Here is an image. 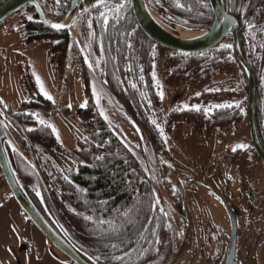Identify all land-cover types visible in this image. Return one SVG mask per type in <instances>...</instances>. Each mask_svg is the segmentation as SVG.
<instances>
[{
    "label": "flooded vegetation",
    "instance_id": "af4514ba",
    "mask_svg": "<svg viewBox=\"0 0 264 264\" xmlns=\"http://www.w3.org/2000/svg\"><path fill=\"white\" fill-rule=\"evenodd\" d=\"M50 1L51 3L55 2V0H49V3L42 1L40 4L41 6H48ZM61 2L63 5L68 6V11L71 0H61ZM226 3L228 13L237 21V40L239 50L244 61L248 65L255 82L253 112L257 135L256 111L258 110V112L264 113V103L255 105L257 96L264 98V48L259 47L260 44L264 43V0H231V2L230 0H226ZM80 5H82V9L84 6H89L84 0L83 4H81V1L79 0L76 13L82 11V9H79ZM29 7L32 6H24L12 14L0 23V27H2L3 23L9 18L17 15L21 19L20 22L24 34L23 41L26 44L38 41H49L51 61L55 66L54 70L59 78L58 85L55 87V99H47L41 93L39 87L30 78L28 65L24 64L21 75L28 77V79L25 80L27 82L25 96L12 111L11 109L4 107L0 100V110L3 113V120L15 141L13 144L14 146L7 142H4V145L9 161L23 184L21 185L22 190L55 233L65 241L67 235L66 229L68 225L74 221V214L78 213L75 205L72 204V207L70 205L69 190L71 187H73L76 192L81 189L80 184L67 185V183L71 182V178H80L84 168H90V171H95L94 166L97 154L95 152L96 141L94 139L96 136L101 138L103 135L106 140V147L108 148V152L105 153L108 159L113 156L114 150L112 149L110 141L114 140L116 143H119L123 149V152L120 154L123 165L127 166V160H130L131 162L134 160L138 165L141 181L144 175L142 169L145 166L146 179L152 193V205H155L154 208L159 209L160 211L162 209L163 211L161 212L166 219L167 227L169 229V231L167 230V234L165 233L168 237L167 242L169 244V250H167L168 255H166L167 257L162 259V261L156 260L159 247L162 245L161 238L152 259L145 264H166L171 260H173L171 264H175L185 250L192 251V255L189 256H193V252L195 251L198 256L204 257V264H235L237 253L240 257L239 261H242V257L248 256L249 254L252 255V253L255 252V247L260 246L264 251L263 218L258 216L253 217L254 211L259 207L258 205L260 202L254 200L252 192L247 188L244 190L246 198L242 201L240 206L236 203H232L230 197H226L229 190L223 189L221 193H217L219 194L221 204L223 205L230 221L229 235H224L222 231H219L218 229L215 231L214 227H209L206 230V224L204 229L203 225H201L200 229L195 228L194 231L190 232V211L187 207V201L184 195L181 196V190H179L180 188L176 185V181H181L180 177L177 172H174V170L171 169L170 165H167V154L161 146L163 143L157 137L158 130L152 123V120L154 119L158 123L167 113L159 117L158 113H156L157 104H154L153 101H150L148 96L145 95V92L148 90L144 91L142 85H138V92L136 94L137 98L135 100L126 98L128 99L129 104H125L119 98V103L117 104V102H115V104L112 105L124 117L125 122H112L110 118L106 120L104 116L100 114L101 108L103 107L101 103L97 104V101L93 99L90 87L97 82L100 89H103L104 95L102 96H107L111 100L113 89L108 77V67H102L104 70L103 73L98 70L101 67H98L97 69L95 64L93 69H90L85 62V56H88L91 61H105V58L94 57L92 55V52L88 47V42L83 41L78 34V27H66L63 29H68L64 54L59 51L62 49L63 42L61 41L44 38L29 41L28 38L31 37L30 35L33 34V31L27 28V25L32 20L39 21L34 7L28 9ZM43 12L47 19L49 16H53L52 14L47 15L44 9ZM28 17H32V19H28ZM249 22L256 26L255 32L248 28ZM68 26H70V23ZM45 29L49 31H58L50 30L46 27ZM44 33L46 32H41L40 36ZM229 43L233 45L232 51L239 65V69L244 73L247 81V88L242 86V90L247 96L246 106L243 108L246 109V123L249 130L252 154L254 155V160L257 164L264 167V162L258 156L250 137L248 121L249 85L246 72L234 52L233 38L231 35H227L218 45ZM253 45H256V47L254 48ZM0 53L5 54V47H0ZM2 68L7 69L8 65L2 63L1 67L0 64V77L3 74ZM142 77L143 79L145 78V76ZM146 77L149 78L150 76ZM74 78L77 79L78 87L79 85L82 86V95L85 99V106H74L72 109V106L69 107V100L71 101ZM104 81H107V83H104ZM137 82L138 84L143 82V80L140 79V76H138ZM233 91L238 92V89L234 88ZM240 93L238 92V95ZM66 98L68 99V101H66L68 105L65 104ZM234 107L233 111L238 109L236 105H234ZM175 109L180 110L181 107L176 106ZM31 113L39 114V118L45 120L47 124L54 125L58 131L59 138H57L56 133L52 132L50 127L39 125L36 117L29 115ZM97 116L100 119L99 123H96ZM142 117L144 118L143 122L146 121L147 123V128L146 126L144 127L140 121ZM127 120L130 126L128 125ZM133 123L139 127L143 135L135 129ZM260 124L264 127V120L261 121ZM27 129L34 130L28 131ZM60 135L66 139L69 146L64 145L60 139ZM257 140L264 152V136L259 138L257 135ZM13 147L16 150H13ZM245 151L246 150H240L239 148H236L235 151H225L223 154V164L217 168V170H221L222 176L235 169V165H238L237 159L239 156H242ZM155 152L158 153L157 156ZM129 156L131 159L128 158ZM215 165L217 164H214V166ZM247 166L249 168L248 163L245 165L243 162V167L245 168L242 169V172H246L245 169ZM164 167L166 173L169 171L173 174L168 173L163 175ZM156 171L161 174V177L168 175L174 180L173 186L170 187L166 185V187H169L170 198H166L161 194V201H158V203L148 178V176H151L152 179L156 181L161 191L162 185L160 184L162 181L158 180L159 178ZM65 177H67V179H65ZM223 177L224 178L220 180V183L225 182V186L228 187V185H226V182L228 181L226 174ZM248 183L250 182L248 181ZM253 187L255 188L254 184ZM0 188V196L2 194L3 197L9 195V198L13 199L16 203L17 210L20 213V217L18 218V225L20 224L19 232L16 234L15 242L13 241L12 244L6 246L7 249L5 248V250L0 252V264H50V262H52L51 264H77L72 257L55 246L33 224L31 219L14 199L1 169ZM37 192H39L40 195H37ZM258 192L261 191H257V193ZM72 195L78 196V192L77 194L72 193ZM118 196L121 197L119 201H117ZM179 196L182 198H179ZM113 197L106 200L107 205L112 210L111 214L114 216V219L121 220V218L117 217L118 208L115 207L119 206L121 210L125 209V201L127 200L126 190L120 192V195L117 194L114 198ZM231 197H233V195H231ZM139 199V203H141L142 191L139 193ZM4 204L5 202L0 206H3ZM52 208L56 210V217L53 216ZM71 213H73V215H71ZM207 216L209 218V214H204L203 220L205 223H209ZM231 216L234 217V235L232 233L233 227ZM239 217L242 218L244 225L243 229H239L237 226V218ZM32 227L41 234L43 241H38L29 237L31 235ZM191 233L193 242L190 240ZM1 235L3 234L0 233V236ZM207 241L210 243L211 249L208 247ZM65 243L85 263L102 264L100 260L97 261L93 256V259L90 260L89 257L91 256H88L84 250H76L66 241ZM252 248H254L253 251ZM44 259L47 261L43 263L42 261H44ZM183 264H189V262Z\"/></svg>",
    "mask_w": 264,
    "mask_h": 264
},
{
    "label": "trees",
    "instance_id": "16d2710c",
    "mask_svg": "<svg viewBox=\"0 0 264 264\" xmlns=\"http://www.w3.org/2000/svg\"><path fill=\"white\" fill-rule=\"evenodd\" d=\"M80 1L83 4V0ZM147 1L154 9L161 5L165 7L168 12V17L165 19L168 22L177 23L190 29L206 27L213 20V12L207 0H199V2L197 0H179L180 3L185 5L183 9L176 6L177 0ZM123 4L125 6L119 13L121 18L118 22L111 20V13L109 15L110 23L102 27V22H97L96 19L99 8H93V5H89L84 6V8H89L90 11L87 13L77 12L72 19V21L77 20V23L73 24L71 21L69 27L77 28L84 20L86 23L89 18L92 19L93 29H86L88 47L91 45L89 49L94 57L105 58V61H100V65L96 67L97 69L101 67L98 70L102 73L104 72L102 67H108V77L113 89L112 96L117 99L120 98L125 104H129L128 99L135 100L137 98L138 85H142L144 91L148 90L145 95L148 96L150 101L154 99L155 102H153L157 103L155 98L156 86L146 77L152 68L153 60L157 56L163 57L164 63L169 67L166 77L167 83H178L185 79L188 84L195 88H202L218 72L231 70L234 65L239 68L232 48H221L218 45L201 53L187 54L170 51L156 45L138 28L128 0H125ZM42 7L47 15H53L48 17L50 22L63 16L68 9V6L63 5L62 2L60 5H56L55 2L51 3V1L48 6L44 5ZM188 7H191V11L186 10ZM28 9H32V7ZM27 28L32 30L34 34L30 35L29 41L41 38L61 41L63 42L62 49L59 51L64 54L68 29L49 31L37 20L30 21ZM44 31L46 33L40 36V33ZM129 44L131 47L128 46ZM101 48H103V51H101ZM143 73L145 78L142 83L138 84L137 78L138 76L141 77ZM241 74H238L240 77L235 82V88L238 89L239 93L241 92L238 95L237 104H239V107L237 110L233 111L234 106L216 108L211 113H207L203 109L199 111L195 109H176L172 115L181 116L190 121L195 120L196 127L205 134L212 133L216 128L224 129L231 126V124L237 125L245 122L247 115L246 109L243 107L246 106L247 96L244 94L242 86L247 88V81L242 71ZM132 83H136L137 88L133 89L131 87ZM263 103L264 98L257 96L255 105ZM263 115V112L256 111V128L259 138L264 136V127L260 124L264 120ZM99 121L100 119L97 116L96 123H99ZM94 140L96 141L95 152L97 157H102V159H95V171L84 168L80 178H71V182L67 183V185L80 184L81 189L77 191L78 196L72 195V193L77 194L73 187L69 190L70 205L71 207L72 204L75 205L78 213L74 214V221L66 229L65 241L76 250H84L88 256L99 257L102 264H121V262L114 261L111 257L112 255H123L124 252L131 253L130 264H145L152 259L159 245L154 243L155 240L158 237L160 241L167 231V223L163 213L152 205V193L146 179L145 166L142 169L144 175L141 181L139 167L134 160H132L133 162L127 160V166L123 165L122 157L120 158L123 149L119 143L114 140L110 141L114 152L112 158L108 159L105 155L108 148L104 136L102 135L101 138L96 136ZM128 158L131 159L130 156ZM20 185H23L21 180ZM123 190H126L127 193L125 209L121 210L119 206L115 207L118 208L117 217L121 218V220H115L106 200L115 197L117 194L120 195ZM140 191H142L141 203H139ZM120 198L118 196L117 201ZM52 209L53 216H55L56 210ZM89 216L93 219H87ZM100 219L112 221V223L98 224L97 220ZM113 229H115V232L112 231ZM104 232L108 233L106 239L101 237V233ZM140 233H143L146 239H141ZM121 240L131 241V244H120ZM148 241L153 243H148ZM113 243L120 244V247L115 250L105 247V245ZM143 249H149V251L144 253Z\"/></svg>",
    "mask_w": 264,
    "mask_h": 264
},
{
    "label": "rangeland",
    "instance_id": "374dc122",
    "mask_svg": "<svg viewBox=\"0 0 264 264\" xmlns=\"http://www.w3.org/2000/svg\"><path fill=\"white\" fill-rule=\"evenodd\" d=\"M84 1L87 5H94L96 3V0ZM124 1L125 0H109L108 3L123 4ZM102 10L103 9L99 8V12ZM155 10L156 13L164 19L168 17V12L162 5L155 8ZM110 14L111 13H109V15ZM20 21V17L15 15L9 18L3 23L2 27H0V47H5V54L0 53V64L1 67L2 63L8 65L7 69L2 68L3 74L0 77V100L2 105L7 107V109H11V111L17 107L25 96L27 86L25 80L28 79V77L21 75L24 64L28 65V73L34 83L38 86L36 76H39L44 90L47 91L53 99H55V87L58 85L59 79L54 70L55 66L51 61V52L49 49L50 42L38 41L26 44L23 41L24 34ZM173 24L174 25L164 24V26L173 32V28L177 23ZM87 28L85 20L77 28L79 36L86 42L88 41L87 31H85ZM168 68L169 67L164 63L163 57L157 56L153 60L152 68L147 76H150L149 80L156 86L155 98L157 99V103H154L155 100L153 99V103L157 104L156 113H158L159 117L167 113L165 117L163 119L161 118L162 120L160 119L158 122L160 127L164 130V135L161 136L160 130L156 126L155 127L158 130L157 137L163 143L161 146L166 152V156L169 158L168 160L166 157L168 161L167 165H170L171 169L177 172L180 177L181 181H176V185L180 188L179 190H181V196L184 195L187 201V207L190 211V232L194 231L195 228L200 229L201 225H203L204 229L206 224V230L209 227H214L215 231L218 229L222 231L224 235L230 234V221L221 204L219 194H217L221 193L223 189L229 190L226 197H230V201L239 206L246 198L245 188L249 189L252 192L254 200L260 202L258 205L259 207L254 211L253 217L258 216L263 218L264 222V167L257 164L254 160L246 121L237 125L231 124V126L224 129L216 128L212 133L205 134L196 127L195 120L190 121L186 120L184 117L172 115V113L176 111V106H180L181 110H194V108L191 107L192 105H201L200 110H204L216 104L236 105L238 103V92L233 91V89L235 88V82L238 80L237 78L240 77L238 74H241V70L234 65L231 70H224L213 75L211 80L203 85L202 88H195L188 84L185 79L178 83H167L166 77L168 75ZM153 72L156 73L155 78H153ZM142 76H144V73ZM157 80L159 81L160 87L156 85ZM72 86L73 91L71 101L69 100V102L73 109L74 106L84 105L85 99L82 95V86L79 85L78 87L76 78H74ZM93 87L99 90L100 86L95 82L94 85L90 87L93 99L96 101L93 95ZM161 91L163 92V98L159 95ZM197 93L200 95H197ZM109 100L110 98L107 96L101 97L100 103L103 110L106 112L105 115H107L112 122H125L124 117L112 106L115 102L118 104L119 99L112 96L111 102ZM66 101H68L67 98L65 99V104L68 105ZM184 105H189V107L184 109ZM215 109L216 108H213L212 111ZM141 119L142 125L147 128L146 121L143 122V117ZM127 123L129 125L128 120ZM60 139L64 145L69 146L66 139L61 135ZM238 144L247 145L246 148H242L246 151L237 159L238 165H235V169L227 172L228 174L225 173L228 179L226 182L228 187H226L225 182L220 183V180L224 178L223 176H225V174L222 176L221 170H217V168L223 164V154L225 151L236 148ZM239 149L242 150L241 148ZM155 154L157 156L158 153L155 152ZM243 162L245 165H247V163L249 165V168L247 166L245 169L246 172H242V169L245 168L243 167ZM214 164L217 165L214 166ZM156 172L158 174V180L162 181L160 184L162 185L161 194L166 198H170L168 186L171 187L174 185L173 178L168 175L161 177V174L158 173V171ZM168 173L173 174L169 171ZM168 173L165 172L164 167L163 175ZM248 181L250 183H248ZM253 184L256 189L253 187ZM166 185L168 186L166 187ZM256 190L261 192L257 193ZM231 195H233V197H231ZM1 196L3 197V194ZM1 196L0 205L4 202L5 204L0 206V233L3 234L0 236V252L5 250L7 245L12 244L13 241L15 242L20 225H18L20 213L17 210L16 203L13 199L9 198V195L4 196L3 199ZM179 198L182 197L179 196ZM204 214H209V218L207 216L209 223L204 222ZM237 226L239 229H243L244 227L241 217L237 218ZM31 230L30 238L43 241L41 234L35 228L32 227ZM167 230L169 231L168 227ZM168 231H166V234ZM167 238L165 234L162 236V245L159 247L157 259L155 258L157 261H162V259L168 255L167 250H169V244ZM190 238L191 242H193L192 233ZM207 245L211 249L208 241ZM255 248V252H251L252 255L249 254L248 256L242 257V261H239L240 257L237 253L235 264H264V251L260 246ZM253 250L254 248H252V251ZM191 252V250H185L175 264H183L185 262H189V264H204V257L198 256L195 251L193 252V256H189L192 255ZM46 261L47 260L44 259L42 262L44 263ZM51 263L52 262H50V264Z\"/></svg>",
    "mask_w": 264,
    "mask_h": 264
},
{
    "label": "water",
    "instance_id": "95a60500",
    "mask_svg": "<svg viewBox=\"0 0 264 264\" xmlns=\"http://www.w3.org/2000/svg\"><path fill=\"white\" fill-rule=\"evenodd\" d=\"M45 1L49 3V0H1L0 1V23L10 17L12 14L23 8L24 6L30 5L34 7L39 21L48 29L56 30L51 27V23H62L68 25L76 14L79 0H71L70 8L61 18L50 22L45 16L40 2ZM210 8L213 12L212 22L200 29H188L184 26H180L189 32H194L195 35L182 38L178 35L173 34L165 27V25H174L173 23L167 22L163 17L156 13V10L151 7L147 0H128L133 17L136 21L138 28L141 32L153 43L161 46L170 51L182 52L187 54L201 53L217 46L227 35H231L233 38L234 52L239 59L240 64L246 72L248 78V121L250 129V137L254 144L255 150L258 156L264 162V152L258 143L255 123H254V93H255V82L253 75L246 62L244 61L238 45L237 40V21L233 16L228 13L226 0H207ZM82 9V5L79 6ZM0 169L8 184L14 199L21 206L27 216L31 219L33 224L58 248L63 250L66 254L73 258L77 264H87L81 260L71 248L63 241L55 231L49 226L41 214L35 209L31 200L27 197L21 188L20 180L15 173L4 145V142L15 141L8 128L3 127L6 125L3 120V113L0 110ZM135 129L141 134L139 127L133 123ZM13 145V144H10ZM16 145V144H15ZM14 146V145H13ZM18 149V147L16 146ZM19 150V149H18ZM149 182L156 199L161 201V191L156 181L148 176ZM231 222L233 227V235L235 234L234 217L231 216ZM173 260L166 264H171Z\"/></svg>",
    "mask_w": 264,
    "mask_h": 264
},
{
    "label": "snow or ice",
    "instance_id": "6c2138e0",
    "mask_svg": "<svg viewBox=\"0 0 264 264\" xmlns=\"http://www.w3.org/2000/svg\"><path fill=\"white\" fill-rule=\"evenodd\" d=\"M197 2H199V0H197ZM230 2H231V0H230ZM55 3H56V5H60L61 0H55ZM124 6H125L124 4H109L108 3V0H96V3L93 5V8H97L98 7V8L103 9L102 11L99 12L98 16L96 17L97 22H102V27L103 26H107L110 23L109 13H112L111 20H114V21H117L118 22L120 20V18H121L119 16V13L122 11V9L124 8ZM176 6L182 8V9L185 8V5L183 3H180L179 0H177ZM204 6L206 7L207 5L205 4ZM186 10L191 11V7H188ZM82 11L84 13H87L90 10H89V8H84ZM28 19H32V17H28ZM72 23L73 24H76L77 23V20L74 19L72 21ZM86 24H87V27H88L89 30H92L93 29V21H92L91 18H89L86 21ZM51 27L53 29H56V30H61V29H64L66 27H69V26L68 25H65V24H62V23H51ZM248 28L250 30H253V32H255V30H256V26L253 23H250V22L248 23ZM128 46L131 47L130 44ZM89 47H91V45H89ZM220 47L221 48L230 49V48L233 47V45L232 44H222V45H220ZM253 47L255 48L256 45H253ZM259 47L260 48H264V43L260 44ZM101 51H103V48H101ZM85 62L88 64V67L90 69H93L94 64L96 66H99L100 65V60L91 61V60H89V57L88 56H85ZM152 75H153V78H155L156 73L153 72ZM140 79L143 80V77L141 76ZM36 82H37L38 86L40 87V90H41L42 94L47 99L52 100L53 99L52 96L47 91L44 90V86H43V84H42L39 76H36ZM104 83H107V81H104ZM156 85H157V87H160L158 80L156 81ZM131 87L133 89H135V88H137V84L136 83H132L131 84ZM102 94H103V89L102 88L99 89V90H97L95 87H93V95L96 98L97 104L100 103ZM159 95H160L161 98H163V92L162 91L159 92ZM197 95H200V94L197 93ZM149 103H150V101H149ZM82 106H85V105H82ZM236 106L239 107V104H237ZM69 107H71V105H69ZM183 107H184V109H187L189 107V105H184ZM191 107L194 108L197 111H199L201 109V105H192ZM230 107H232L231 104H216V105L211 106L209 108H206L204 110L206 112H211L213 110V108H230ZM100 114L102 116H104V118L106 120L108 119V116L105 115V112H104L103 108H101V113ZM29 115H31L33 117H36L37 123L39 125L46 126V127H50L51 130H52V132L53 133H56L57 134V138H59L58 131L55 128L54 125L47 124L45 120L39 118V114H37V113H31ZM152 123L160 130V134H161V136H163L164 135V130H163V128L160 127V124L157 123V121L155 119L152 120ZM0 124H2V122H0ZM3 127L7 128V125H3ZM27 130L28 131H33L34 129H27ZM9 143L10 144H14L13 141H9ZM246 147H247V145H244V144H238L236 146V148H241V149L242 148H246ZM236 148H233L232 150L235 151ZM13 150H16V149L13 147ZM96 159H102V157H97ZM65 179H67V177H65ZM174 191H175V186H174ZM37 195H40V193L37 192ZM157 203H158V198H157ZM161 211H163V210L161 209ZM87 219L92 220L93 217L89 216V217H87ZM97 223L98 224H101V225H103V224H111L112 221H105V220L100 219V220H97ZM112 231L115 232V229H113ZM139 235H140V238L141 239H146L144 237L143 233H140ZM153 235H155V233H153ZM101 237L102 238H105V239L108 238V233H106V232L101 233ZM159 242H160L159 241V238L157 237V239L155 240L154 243L159 244ZM125 243H128L130 245L131 244V241H127V242L126 241H123V240L120 241V244H125ZM148 243H153V242L152 241H148ZM120 244L113 243V244L105 245V247L106 248L107 247H110V248H112V249L115 250V249H117V248L120 247ZM148 251H149V249H143V252L144 253H146ZM141 254H143V253H141ZM111 258L114 261L121 262V264H130V261H131V253L124 252L123 255H112ZM89 259L91 260L93 258L92 257H89ZM99 259H100L99 257H96V260L97 261Z\"/></svg>",
    "mask_w": 264,
    "mask_h": 264
},
{
    "label": "bare ground",
    "instance_id": "6f19581e",
    "mask_svg": "<svg viewBox=\"0 0 264 264\" xmlns=\"http://www.w3.org/2000/svg\"><path fill=\"white\" fill-rule=\"evenodd\" d=\"M163 27H165L164 24H163ZM167 30H169V29H167ZM172 33L175 34V35H178V36H180L182 38H187V37L195 35L194 32H189L188 30H185L184 28H181L180 26H177V25L174 26Z\"/></svg>",
    "mask_w": 264,
    "mask_h": 264
}]
</instances>
